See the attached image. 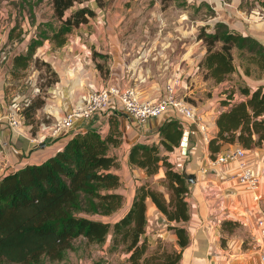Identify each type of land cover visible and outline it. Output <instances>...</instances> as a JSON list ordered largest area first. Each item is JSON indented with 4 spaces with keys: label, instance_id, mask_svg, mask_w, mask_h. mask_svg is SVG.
I'll list each match as a JSON object with an SVG mask.
<instances>
[{
    "label": "crops",
    "instance_id": "obj_1",
    "mask_svg": "<svg viewBox=\"0 0 264 264\" xmlns=\"http://www.w3.org/2000/svg\"><path fill=\"white\" fill-rule=\"evenodd\" d=\"M3 1L9 0H0ZM180 1L178 4L177 0H174L176 4L170 3L184 11L174 20V31L169 30L168 25L163 23H110L109 11L105 12L100 8L95 19L73 27L66 35L64 43L59 45L51 37L43 38L35 56L43 57L52 65L58 74V80L48 88L46 97L44 95L45 103L35 113L38 118L35 124L24 118L22 125L14 128L0 120V177L26 164L43 162L62 149L68 138L78 132L96 129L106 135L111 128L110 113H114L119 118L123 140L112 151L119 159L116 170L121 174L122 184L118 190L124 193L125 201L117 212L104 218L114 222L122 217L132 205L137 187L146 180H150L153 187L164 191L169 197L163 183L166 177L165 166H161L157 173L149 175L144 168L130 163L129 152L131 146L138 141L158 143L161 138V125L170 117L178 118L174 112L150 117L143 122L115 105L112 110L99 112L89 119L78 116L72 126L60 129L55 135L49 134V130L57 119L79 106L89 91L109 84L132 86L140 98L156 99L165 94L169 79L179 75L182 79L180 91L187 95L191 91L189 80L198 77V63L205 54L206 47L201 52L194 49L187 63L186 36L193 38L191 48H194L201 42L196 32L202 24H209L213 28L218 20H224L230 28L243 34H251L264 43V8L257 0L249 6L247 3L245 6L241 5L242 0ZM203 8L212 10L204 21L201 15L195 13L196 10L201 12ZM50 11L53 12L52 3ZM0 13L6 23L14 20L10 19L9 8L0 9ZM15 15L16 12L12 13L14 18ZM24 15V28L19 37H11L15 25L13 21L9 26L0 23L3 28L0 39V50L3 53L0 55V62L3 61L2 65L0 63V114L6 113L13 105H23L25 101H31L38 94L37 87L30 92L11 91V87L7 91L5 84L10 77L6 65L9 63L11 72L19 69L14 67V56L27 51L31 38L38 37L41 23L49 21L44 18L45 14L36 10L33 21H29L25 12ZM148 30L151 31L150 34L145 32ZM7 44L15 45L16 49L5 51L2 47ZM94 51L108 54L107 75H103L97 67V62L104 57L94 56ZM229 81L230 79L219 84L213 81L215 87L212 93L207 96L202 106L195 105L205 115L210 137L217 133L218 114L226 109L221 103L225 96L220 95L219 88H229ZM236 90L235 97L240 98L241 93ZM193 128L196 133L188 138L184 134L181 143L169 152L170 159L176 166L195 179L191 182L187 196L191 213L188 221L191 242L185 247L179 264H264L257 228V220L264 214V144L246 150L247 159L254 163L261 174L259 192L263 200L259 202L253 199L249 190L230 177L237 170V161L212 164L209 140L196 126ZM237 145L239 143H227L219 153L233 150ZM161 147L165 154L167 151ZM146 204L145 236L149 243L169 237L178 245L177 235L167 227L166 215L151 197H147ZM228 219L237 221L241 230L228 233L223 244L222 237L225 232L222 222ZM244 227L245 233H242ZM111 238L112 233L96 252L84 257L77 259V256L68 254L62 264H130L127 259L129 252L120 248L109 249Z\"/></svg>",
    "mask_w": 264,
    "mask_h": 264
},
{
    "label": "trees",
    "instance_id": "obj_2",
    "mask_svg": "<svg viewBox=\"0 0 264 264\" xmlns=\"http://www.w3.org/2000/svg\"><path fill=\"white\" fill-rule=\"evenodd\" d=\"M83 1L52 0L54 16L61 23L42 22L38 37L31 38L27 51L14 56V67H28L43 38L51 37L60 45L73 27L89 21L96 12L88 5L68 12L76 2ZM245 1L246 4L249 0ZM257 1L264 8V0ZM197 37L206 44L205 55L198 63L206 79L218 84L229 80L237 69L235 51L242 59L240 65L244 73L251 75L256 71L259 76L264 73V43L259 38L230 28L224 20H218L213 28L203 24ZM93 54L108 56L98 51ZM97 65L102 69L100 63ZM54 72L57 79L58 74ZM231 87L224 90L226 95L221 103L226 109L218 114L217 133L209 139L213 158L227 143H239L246 149L264 144V84L239 87L240 98L235 97L234 85ZM31 101L23 113L26 121L33 123L37 109L45 100L40 97ZM109 119L111 128L106 135L96 129L78 132L43 162L26 164L0 177V264H44L45 261L64 260L71 250L77 249L76 240L83 239L86 245H102L110 233L109 249L129 252L130 264L180 263L185 247L191 242L188 228L191 213L187 200L191 182L189 174L170 159L169 152L183 140V123L176 117L166 119L160 127L158 143L138 141L129 152L130 163L144 168L149 175L165 166L163 183L169 197L145 181L137 187L127 212L112 222L104 217L117 212L125 196L118 190L122 177L116 170L118 156L112 151L121 144L123 133L116 114L110 113ZM161 146L167 151L165 154ZM147 197H151L166 215L167 227L177 235L179 247L148 252L150 244L145 236ZM228 224L233 227L238 222L224 220L223 232L231 231ZM226 239L224 235L222 240Z\"/></svg>",
    "mask_w": 264,
    "mask_h": 264
},
{
    "label": "rangeland",
    "instance_id": "obj_3",
    "mask_svg": "<svg viewBox=\"0 0 264 264\" xmlns=\"http://www.w3.org/2000/svg\"><path fill=\"white\" fill-rule=\"evenodd\" d=\"M254 1L255 0H249L246 5L247 6L252 5ZM178 2L180 3L181 1L177 0V4ZM51 3H52V0H40V1L39 0H9L8 2L7 1L0 2V9L6 8V7L9 8L10 19H14L12 21L15 25L12 28L11 37L13 36L19 37L22 29L24 28L22 25L23 22H25L24 12L28 15L29 21H33V17L35 16V10H36L42 14H45L44 18H46L47 20L53 21L55 24L59 25L61 21L54 16L53 12L51 13L50 11ZM170 3L176 4L174 0H84L81 3L76 2L74 6L68 9V12H70L72 9L77 8L80 5H88L90 7H92L93 5L92 8L95 10L96 14L90 18L92 20L95 19V17L97 16L98 10L102 8L105 10V12L109 11L110 23H114V22H121L123 24L133 23V22H145L146 24H148V22L152 24L163 23V24H166V26L168 25L169 30L174 31V26H175L174 20L177 17L181 16V14L184 11L182 9H178L177 7H175V5H170ZM244 6H245V0H244ZM210 11L212 12L211 8L209 9L203 8L201 12L196 10L195 13L196 15L197 14L201 15L204 21L207 19ZM14 12H16L15 18L14 16H12V13ZM167 12H169V14H167ZM11 22L6 23V21L3 20L2 16L0 15L1 24H6V26H9ZM202 26L203 24L201 25V27ZM0 27H1L0 39H1L3 28L2 26ZM199 30L196 32L197 33L196 36H198ZM145 32L149 34L151 33L150 30L145 31ZM128 33H131V32L129 31ZM152 33L154 34L155 31H152ZM186 37L188 38V39L186 38V62L188 63L189 62L188 59L191 56V53L194 51V49L197 50L198 52H201L204 46L206 47V44L204 43L203 40H201L199 44H196L194 48H191L193 46L192 45L193 38H189L188 36ZM2 49H5V51H8V49H11L14 51L16 47L15 45L8 46L7 44L5 47H2ZM1 51L2 50H0V55L3 54ZM241 60H242L241 57H239L237 52L235 51V62L237 65V69L230 75V78H229L230 84L234 85L235 89H238V91H239V87L244 86V85H250L252 87H256L259 84H264V73L261 76H259L257 72L255 71L251 75H247L246 73H244V69L240 65ZM46 62H48L46 61V59H44L43 57L39 55H36L34 58H32L28 67L19 68L18 70L13 69V72H11L12 69L8 63L6 65V71H10L8 72L10 73V77L7 78L6 80L7 83H5L7 91H8V88L11 87L10 88L11 91L25 90L27 92H30L32 88L37 87L38 94L32 98L31 103L35 101L36 99H39L40 97L44 98V95L46 97L48 88L52 85V83L58 80V79H55L57 75L55 74L52 65ZM0 63L2 65L3 61ZM98 63L102 65V69L98 68L99 71H101L103 75L104 74L107 75L109 72L107 58H102L101 61L97 62V64ZM211 80L212 79H206L204 77L202 68H199L198 77L196 79L189 80L191 91H189L187 95H183V93H181L182 91H180V95L185 96V98L189 100V102L200 107L206 100L207 96H209L214 90L215 83ZM231 85L229 88H226L224 86L222 89L220 87L219 88L220 95L224 97V95H226V93L223 94L224 90L226 89L230 90L231 88H233L231 87ZM35 115L33 117V120H34L33 124H35V122H37V119H38ZM86 119H89V118H86ZM146 181H148L152 185L150 180H146ZM228 227H231L232 229L231 231H228V232L225 230L226 231V232L224 231L225 236L229 232L233 233L235 231L237 232L241 230V226H239V224L234 225L233 227L232 225L228 224L227 228ZM241 232L245 233V227L244 229H242ZM222 241L226 242L225 240H222ZM149 244H150L149 249H148L149 253L155 251L156 248H159L161 250L164 247L167 249H171L172 247H175L176 245L173 239H170L169 237H167L165 240L158 239L156 243H149ZM76 245H77V249L74 251H70L68 256L75 255V257L77 256V259L84 257V255L86 254L96 252V250L101 246V245H86L83 239L76 240ZM176 246L178 247V245ZM62 263L63 261L60 260V261H54V262L45 261L44 264H62Z\"/></svg>",
    "mask_w": 264,
    "mask_h": 264
},
{
    "label": "built area",
    "instance_id": "obj_4",
    "mask_svg": "<svg viewBox=\"0 0 264 264\" xmlns=\"http://www.w3.org/2000/svg\"><path fill=\"white\" fill-rule=\"evenodd\" d=\"M181 83V76H172L166 84L165 94L156 99L140 98L136 89L132 86L123 87L110 84L99 89H93L88 92L84 101L79 106L73 108L65 116L54 122L49 130V134L55 135L60 129L72 126L75 118L78 116L90 118L95 113L108 112L117 105V107L124 110L131 117L143 122L150 117H158L172 111L181 119L184 126V134L187 138L196 133L195 128H193V126H196L198 130L205 134L206 139L209 140L211 137L205 115L183 95H180ZM29 102L27 100L23 105H13L6 113L0 114V120L7 122L14 128H19L25 118L23 109ZM246 150L243 145L239 144L233 150L218 153L212 159V164L236 160L238 163L237 170L230 177L249 190L255 201L260 202L263 200L259 192L261 174L256 169L254 163L247 159ZM257 228L260 234V247L264 260V214L257 220Z\"/></svg>",
    "mask_w": 264,
    "mask_h": 264
},
{
    "label": "water",
    "instance_id": "obj_5",
    "mask_svg": "<svg viewBox=\"0 0 264 264\" xmlns=\"http://www.w3.org/2000/svg\"><path fill=\"white\" fill-rule=\"evenodd\" d=\"M188 179H189L190 182H194L195 181V179L193 178V176L191 174L188 175Z\"/></svg>",
    "mask_w": 264,
    "mask_h": 264
}]
</instances>
